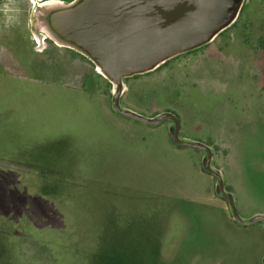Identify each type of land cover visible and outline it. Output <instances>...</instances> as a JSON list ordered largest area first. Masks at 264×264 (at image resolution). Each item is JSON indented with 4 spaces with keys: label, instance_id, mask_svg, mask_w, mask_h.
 <instances>
[{
    "label": "rangeland",
    "instance_id": "obj_1",
    "mask_svg": "<svg viewBox=\"0 0 264 264\" xmlns=\"http://www.w3.org/2000/svg\"><path fill=\"white\" fill-rule=\"evenodd\" d=\"M43 1L0 0V264H263L264 221L233 218L172 120L116 112L96 64L38 32ZM121 105L175 113L181 137L212 148L240 216L264 212V0L125 77Z\"/></svg>",
    "mask_w": 264,
    "mask_h": 264
},
{
    "label": "water",
    "instance_id": "obj_2",
    "mask_svg": "<svg viewBox=\"0 0 264 264\" xmlns=\"http://www.w3.org/2000/svg\"><path fill=\"white\" fill-rule=\"evenodd\" d=\"M242 5L243 0H45L37 6L43 11L38 32L96 64L113 85L116 112L154 126L172 120L170 134L176 144L205 151L203 167L217 178V191L228 201L233 218L247 225L264 221V215L250 220L240 216L221 171L212 166L209 145L182 138L180 120L172 111L151 117L121 105L125 77L156 69L175 55L214 40L236 21Z\"/></svg>",
    "mask_w": 264,
    "mask_h": 264
},
{
    "label": "crops",
    "instance_id": "obj_3",
    "mask_svg": "<svg viewBox=\"0 0 264 264\" xmlns=\"http://www.w3.org/2000/svg\"><path fill=\"white\" fill-rule=\"evenodd\" d=\"M183 138V137H182ZM185 139H189V138H185ZM183 147H186V146H183ZM258 214H262L264 215V212H260V211H255V212H252L249 217H254L255 215H258Z\"/></svg>",
    "mask_w": 264,
    "mask_h": 264
},
{
    "label": "bare ground",
    "instance_id": "obj_4",
    "mask_svg": "<svg viewBox=\"0 0 264 264\" xmlns=\"http://www.w3.org/2000/svg\"><path fill=\"white\" fill-rule=\"evenodd\" d=\"M42 27L45 28V26H42ZM45 29H46V28H45ZM53 37L56 39V41H59L56 35H54ZM99 70H100V71H103L101 67H99Z\"/></svg>",
    "mask_w": 264,
    "mask_h": 264
},
{
    "label": "trees",
    "instance_id": "obj_5",
    "mask_svg": "<svg viewBox=\"0 0 264 264\" xmlns=\"http://www.w3.org/2000/svg\"><path fill=\"white\" fill-rule=\"evenodd\" d=\"M66 1H71V0H66ZM177 146H179V147H183V146H181V145H178V144H177Z\"/></svg>",
    "mask_w": 264,
    "mask_h": 264
},
{
    "label": "flooded vegetation",
    "instance_id": "obj_6",
    "mask_svg": "<svg viewBox=\"0 0 264 264\" xmlns=\"http://www.w3.org/2000/svg\"><path fill=\"white\" fill-rule=\"evenodd\" d=\"M180 131H181V127H180Z\"/></svg>",
    "mask_w": 264,
    "mask_h": 264
}]
</instances>
